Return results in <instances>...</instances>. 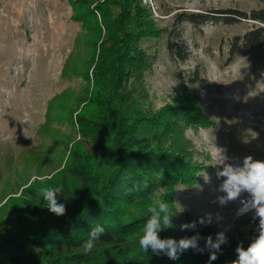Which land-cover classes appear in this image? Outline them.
Wrapping results in <instances>:
<instances>
[{"label": "rangeland", "instance_id": "374dc122", "mask_svg": "<svg viewBox=\"0 0 264 264\" xmlns=\"http://www.w3.org/2000/svg\"><path fill=\"white\" fill-rule=\"evenodd\" d=\"M138 1V13L144 17L141 9H147L145 21L152 31L137 42L151 63L142 76L143 110L155 117L167 107L183 105L199 115L180 123L192 160L203 168L194 186L175 188L174 205L199 219L213 214L209 226L214 238L219 231L228 237L219 253L236 252L241 243L247 248L258 235L259 220L254 212L238 216L239 201L214 202L223 193L217 191L222 180L216 177L212 154L215 147L224 149L234 165H242L247 156L264 161V48H249L230 60L229 41L249 24H185L180 30L190 53L186 61L176 62L166 50L165 29L177 12H246L264 8V0ZM72 10L68 0H0V236L37 234L47 218L28 216L22 203L34 200L60 173L72 142L79 139L78 111L71 113L69 106L78 99L82 79L72 69L62 77L71 52L87 40L80 23L71 19ZM84 54L80 50L74 57L73 67L81 66ZM91 71L90 66L89 76ZM67 91L70 96L64 95ZM59 95L63 99L54 103L49 118L50 101ZM217 213L223 217L219 222Z\"/></svg>", "mask_w": 264, "mask_h": 264}, {"label": "trees", "instance_id": "16d2710c", "mask_svg": "<svg viewBox=\"0 0 264 264\" xmlns=\"http://www.w3.org/2000/svg\"><path fill=\"white\" fill-rule=\"evenodd\" d=\"M68 2L73 9L71 19L80 23L87 40L80 49L85 52L81 66L73 67V59L80 53L77 46L62 70V77L72 69L82 79L78 99L69 106L71 113L78 111L79 139L72 142L63 168L47 185L63 188L58 202L65 204L66 213H51L40 194L23 201L28 216H45L47 221L37 234L11 231L0 236V264H209L207 249L203 253L189 249L178 260H171L150 248L143 252L138 243L151 215L149 208L159 199L169 203L174 225L158 233L161 239L178 241L199 233L215 240L209 225L199 224V218L174 205L175 188L194 186L203 168L192 160L189 143L183 138L185 125L180 123L197 120L199 115L187 112L183 105L167 107L155 117L143 110L142 76L151 63L137 42L152 35L145 21L147 9H141L145 11L142 17L138 0ZM209 22L249 24L244 33L229 41L230 60L249 48H264V8L181 11L165 29L169 57L176 62L189 57L181 25L201 28ZM196 78L197 74L193 80ZM67 93L64 95L70 96ZM62 97L50 101L49 118L54 103ZM193 221L197 222L195 229L180 230L181 224ZM96 225H102L105 232L92 251L85 252L83 245ZM199 244L203 248L205 240ZM217 255L211 264H232L237 259L230 250Z\"/></svg>", "mask_w": 264, "mask_h": 264}, {"label": "clouds", "instance_id": "9594fccd", "mask_svg": "<svg viewBox=\"0 0 264 264\" xmlns=\"http://www.w3.org/2000/svg\"><path fill=\"white\" fill-rule=\"evenodd\" d=\"M215 147V145H214ZM218 166L216 177L222 180L217 191L223 193L218 195L215 203L225 206L230 202L239 201L240 207L237 215L241 216L248 212H254V218H258V235L251 241L247 248L243 244L237 245L235 251L237 259L232 264H264V161L254 160L247 156L243 159L242 165L229 163L226 150L215 147L212 154ZM205 179H210L203 173ZM63 193V188L59 185L46 186L40 189V195L46 202L48 210L57 215L63 216L66 213V206L58 202V197ZM247 193V197L243 194ZM151 215L148 217L142 234L139 237V247L143 252L150 248L156 255L164 254L171 260H178L180 255L191 249L197 253H203L205 249L209 251V264L218 258L221 246L228 242L225 231H219L215 240L211 235L201 237L199 233L191 237H184L178 241L174 238L161 239L158 233L161 230L173 228V215L170 214L169 203L159 199L149 208ZM223 219L219 213L215 215L216 222ZM213 223V214L206 213L199 219V224L210 225ZM196 221L180 225V230L185 231L196 228ZM105 229L102 225H96L90 233L89 239L84 243L85 252H91L95 242L104 234ZM205 240L204 247L201 248L199 241Z\"/></svg>", "mask_w": 264, "mask_h": 264}]
</instances>
